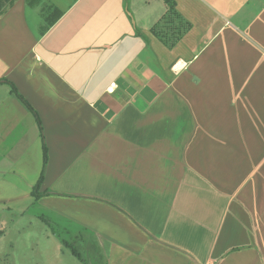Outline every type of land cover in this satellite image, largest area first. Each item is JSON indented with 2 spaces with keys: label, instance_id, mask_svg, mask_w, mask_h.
<instances>
[{
  "label": "crops",
  "instance_id": "obj_1",
  "mask_svg": "<svg viewBox=\"0 0 264 264\" xmlns=\"http://www.w3.org/2000/svg\"><path fill=\"white\" fill-rule=\"evenodd\" d=\"M0 152L59 256L264 264V0H0Z\"/></svg>",
  "mask_w": 264,
  "mask_h": 264
},
{
  "label": "rangeland",
  "instance_id": "obj_2",
  "mask_svg": "<svg viewBox=\"0 0 264 264\" xmlns=\"http://www.w3.org/2000/svg\"><path fill=\"white\" fill-rule=\"evenodd\" d=\"M174 29L177 33L181 26H176ZM8 142H11V137ZM10 168L11 152L9 154L0 152V181L11 182L13 176ZM20 187L23 189V193L15 195L17 201L6 203L0 201V229L3 230V234L0 236V264H82L76 255L71 254L68 245L64 246V254L59 256L55 239L45 236L47 234L44 232L46 225L32 213L37 211L35 207H28L29 209L23 212L18 210V201H24L29 190L28 186L23 183ZM21 203L26 204L25 202ZM48 226L55 234L65 236L66 240L63 242L73 245L83 258H88L86 250L82 248L79 241L73 238L71 231L68 229L63 231L54 224Z\"/></svg>",
  "mask_w": 264,
  "mask_h": 264
},
{
  "label": "trees",
  "instance_id": "obj_3",
  "mask_svg": "<svg viewBox=\"0 0 264 264\" xmlns=\"http://www.w3.org/2000/svg\"><path fill=\"white\" fill-rule=\"evenodd\" d=\"M13 90H14V89H13ZM19 97H20V95H19ZM20 98H21V97H20ZM21 99H22V98H21ZM22 100H23V99H22ZM45 163H46V152H45V148H44L42 170H41V173H40V176H39V179H38L37 184L34 185L32 191H31V193H32V195H33L34 197H38V196H40L41 194H46V193H47V192H42V193H39V192H38L39 181H40L41 178H42V173H43V170H44V165H45ZM2 234H3V230L0 229V236H1ZM67 245L70 247L71 252L79 257V254H78V252H77V249H76L73 245H71V244H68V243H67Z\"/></svg>",
  "mask_w": 264,
  "mask_h": 264
}]
</instances>
